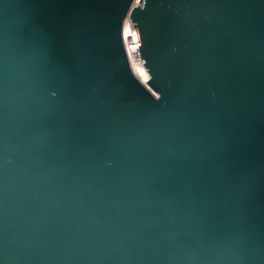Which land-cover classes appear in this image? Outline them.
<instances>
[{"label": "water", "instance_id": "obj_1", "mask_svg": "<svg viewBox=\"0 0 264 264\" xmlns=\"http://www.w3.org/2000/svg\"><path fill=\"white\" fill-rule=\"evenodd\" d=\"M136 3L0 0V264H264V0Z\"/></svg>", "mask_w": 264, "mask_h": 264}, {"label": "built area", "instance_id": "obj_2", "mask_svg": "<svg viewBox=\"0 0 264 264\" xmlns=\"http://www.w3.org/2000/svg\"><path fill=\"white\" fill-rule=\"evenodd\" d=\"M138 2L139 0L137 1V4ZM123 34H124L125 46L131 64L136 60H139L142 63L135 27L134 24L129 19H127V21L124 24Z\"/></svg>", "mask_w": 264, "mask_h": 264}, {"label": "bare ground", "instance_id": "obj_3", "mask_svg": "<svg viewBox=\"0 0 264 264\" xmlns=\"http://www.w3.org/2000/svg\"><path fill=\"white\" fill-rule=\"evenodd\" d=\"M132 67H133L135 73L137 74V76L139 77V79L143 83L148 82L149 74H148L147 70L145 69L144 65L139 60L134 61L132 63Z\"/></svg>", "mask_w": 264, "mask_h": 264}, {"label": "rangeland", "instance_id": "obj_4", "mask_svg": "<svg viewBox=\"0 0 264 264\" xmlns=\"http://www.w3.org/2000/svg\"><path fill=\"white\" fill-rule=\"evenodd\" d=\"M136 5H137V3H136Z\"/></svg>", "mask_w": 264, "mask_h": 264}]
</instances>
